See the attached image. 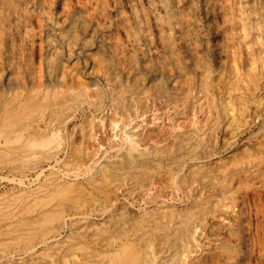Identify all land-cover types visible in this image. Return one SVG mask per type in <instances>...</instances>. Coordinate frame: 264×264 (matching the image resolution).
<instances>
[{"label": "rangeland", "instance_id": "obj_1", "mask_svg": "<svg viewBox=\"0 0 264 264\" xmlns=\"http://www.w3.org/2000/svg\"><path fill=\"white\" fill-rule=\"evenodd\" d=\"M169 251L264 264V0H0V264Z\"/></svg>", "mask_w": 264, "mask_h": 264}, {"label": "bare ground", "instance_id": "obj_2", "mask_svg": "<svg viewBox=\"0 0 264 264\" xmlns=\"http://www.w3.org/2000/svg\"><path fill=\"white\" fill-rule=\"evenodd\" d=\"M162 3V2H161ZM163 4V3H162ZM165 4V2H164ZM163 22V21H162ZM169 24V23H168ZM160 25V24H159ZM164 25V23L162 24ZM161 27V26H160ZM164 29V28H162ZM135 131V128L132 127L130 133H133ZM158 151V150H157ZM136 159L137 160H146L148 159V153L146 152V150H140L137 154H136ZM152 159V158H151ZM155 160V159H153ZM144 162V161H143ZM139 164V163H138ZM137 164V165H138ZM140 166V165H139ZM135 167V166H134ZM136 168V167H135ZM134 169V168H133ZM173 252V251H172ZM172 252H164L162 254H159L155 257V264H174V260H175V256L180 255L178 252L177 253H172ZM176 264V263H175Z\"/></svg>", "mask_w": 264, "mask_h": 264}]
</instances>
